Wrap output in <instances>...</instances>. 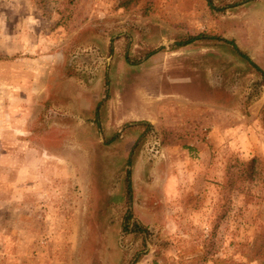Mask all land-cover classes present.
Listing matches in <instances>:
<instances>
[{
	"label": "rangeland",
	"instance_id": "rangeland-1",
	"mask_svg": "<svg viewBox=\"0 0 264 264\" xmlns=\"http://www.w3.org/2000/svg\"><path fill=\"white\" fill-rule=\"evenodd\" d=\"M0 264H264V0H0Z\"/></svg>",
	"mask_w": 264,
	"mask_h": 264
},
{
	"label": "trees",
	"instance_id": "trees-1",
	"mask_svg": "<svg viewBox=\"0 0 264 264\" xmlns=\"http://www.w3.org/2000/svg\"><path fill=\"white\" fill-rule=\"evenodd\" d=\"M125 5H126V3L122 4V6H124V7H125ZM195 40H196V37L189 38L188 40H186V41H184V42H180V43H178V44H175L174 46H172V48H179V47H182V46H185V45L191 44V43H192L193 41H195ZM106 98H107V97H106ZM102 103H103V102H100V103L98 104V106H97L96 109H99V106H101ZM96 111H97V110H96ZM254 163H255V159L253 158L252 160H250V161L246 164L247 168L252 169Z\"/></svg>",
	"mask_w": 264,
	"mask_h": 264
},
{
	"label": "crops",
	"instance_id": "crops-1",
	"mask_svg": "<svg viewBox=\"0 0 264 264\" xmlns=\"http://www.w3.org/2000/svg\"><path fill=\"white\" fill-rule=\"evenodd\" d=\"M122 83L124 84V82H123V81L119 82L118 84H122ZM128 114H130V113H128Z\"/></svg>",
	"mask_w": 264,
	"mask_h": 264
}]
</instances>
